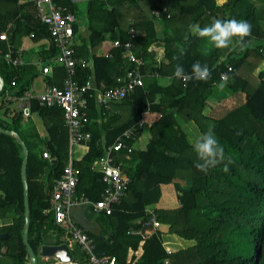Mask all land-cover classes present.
Segmentation results:
<instances>
[{"label":"trees","instance_id":"obj_1","mask_svg":"<svg viewBox=\"0 0 264 264\" xmlns=\"http://www.w3.org/2000/svg\"><path fill=\"white\" fill-rule=\"evenodd\" d=\"M1 1L6 7L0 18L13 24L10 34L13 51L23 36L32 34L34 40L50 41L49 47L40 52L44 59L58 52L47 26L37 17L34 2L24 5L19 0ZM55 4L79 16L80 8L74 1L55 0ZM155 9L161 13L158 18L152 14ZM85 17L86 36L77 33L76 21L73 25L74 55L79 61L91 60L92 67L77 65L79 82L93 76L101 90L123 83L127 70L133 67L123 50L111 48L112 57L97 51L106 38L128 40L131 26L137 32L134 49L146 63L141 67L143 85L124 99L111 103L119 111L98 105L92 90L85 95L88 105L83 113L89 121L84 129L90 131L91 139L78 145L84 148L83 152L75 154L74 148L72 153L79 170L76 196L100 199L106 185L97 167L107 145L126 129L136 126L143 112L160 114L157 120L144 124L127 140L130 151L122 149L114 154L130 182L126 195L113 205L111 214L89 210L94 214L90 219L99 230H85L93 239L96 251L114 255L117 264H165L163 260L167 256L168 264H264V0H224L222 3L217 0H87ZM232 18L252 25L251 37L246 38L250 42L244 50L232 53L218 50L207 39L189 33V25L205 27L217 19ZM159 20L162 35L156 27ZM186 33H189L188 40L184 39ZM254 40L260 43H252ZM7 46L0 40L3 80L0 97L5 89L10 90L12 80L19 85L23 71L22 66L4 61ZM180 47L186 50V55L177 61ZM197 61L207 64L212 72L207 83L190 80L185 84L174 77L178 62L190 74L192 64ZM222 74L229 78L228 92L242 93L244 99L218 118L207 116L203 109L213 87L221 83ZM165 77L171 78L167 85L159 82ZM25 85L21 84L15 92L25 91ZM0 102L1 111L6 104ZM7 110L3 112L6 114ZM32 110L43 121L44 137L38 136L32 122L27 126L21 122L20 111H13L11 124L0 117V128L17 133L28 149L25 170L30 220L28 242L38 257L41 245L67 243L63 238L64 229L54 223L50 195L68 162L70 150L62 110L40 107L35 101H32ZM179 120L193 121L202 133L212 129L224 148L225 161L207 174L197 170L196 154ZM28 130L34 133L27 134ZM42 142L53 156L52 162L42 157ZM23 157L18 139L0 131V218L8 214L12 218L11 224L0 227V234L7 235L0 238V258L9 259L0 264L29 262L22 239ZM224 164L228 165V172L223 171ZM170 183L176 187L178 207L154 208L159 227L150 237L130 233L131 229L145 228L146 209L159 201L161 185ZM72 253L75 259L84 258L76 247Z\"/></svg>","mask_w":264,"mask_h":264},{"label":"built area","instance_id":"obj_2","mask_svg":"<svg viewBox=\"0 0 264 264\" xmlns=\"http://www.w3.org/2000/svg\"><path fill=\"white\" fill-rule=\"evenodd\" d=\"M34 4L39 21L47 26L51 40L58 50L54 56L48 59L40 58L41 73L49 75L50 66L54 64L62 66L65 69L66 76L62 86L47 85L42 92L37 94L31 89H27L20 94L5 89L0 101H4L6 105L0 111V114L6 119H10L14 107H11L8 102L16 103L23 117L31 115L32 101L37 102L40 107H57L62 110L63 122L69 133L70 155L60 178L56 180L51 192L50 209L54 215V223L64 229L63 238L66 240L71 253L73 244L84 254V258L82 260L75 259L73 253L70 261H60L56 257L50 258L53 259V264H117V259L114 255L96 251L93 239L83 226L75 223L72 212L75 208H87L97 213L103 212L107 215L112 213L113 205L126 195L130 182L122 166L117 164L114 154L122 149L131 150V147L127 145V140L138 133V129L143 127L145 121L142 118L136 126L123 131L105 148L97 170L101 173V181L106 185V188L98 200L94 201L83 195L76 196L79 170L74 165L72 153L76 146L86 144L91 139L90 131L84 129L89 118L83 113V110L88 105L85 96L88 91L92 90L94 92L95 101L98 105L112 111L111 103L124 99L137 86L143 85L141 67L145 65L146 61L134 49L133 40L137 32L131 26L128 30V40H112V48H121L124 57L129 63L133 64V67L127 70L122 84L101 90L95 85L93 76H89L83 82H79L76 78L77 65L80 64L82 67H87L91 63L88 60L79 61L74 55L75 33L73 25L76 21L75 15L64 7L56 5L55 0H34ZM152 14L157 18L161 15L160 11L156 9L152 10ZM0 40H7L6 33H0ZM104 55L112 57L111 52H106ZM3 59L8 64L19 65L21 63V52L20 50L13 51L9 45L7 51L3 53ZM10 87H18L15 80L11 81ZM6 108L8 110L5 114L3 111ZM42 157L50 162L54 159L48 150L42 152ZM146 215L147 220L143 223L145 228L131 229L130 233L148 238L156 232L159 223L154 209L148 207ZM167 254L170 255L171 250L168 249ZM169 261L168 256L163 260L165 264H168Z\"/></svg>","mask_w":264,"mask_h":264},{"label":"crops","instance_id":"obj_3","mask_svg":"<svg viewBox=\"0 0 264 264\" xmlns=\"http://www.w3.org/2000/svg\"><path fill=\"white\" fill-rule=\"evenodd\" d=\"M33 2H34V0H19V3H24V5L32 4ZM4 7H6L5 4L0 0V13L5 11ZM26 9H24V11H26ZM81 22H83V21H81ZM83 24L85 25V23H82V25L78 26L77 33L82 35V36H86L88 34V31L84 27ZM12 27H13V24L10 20H6L5 18H0V33H6L7 40H4V43H6L8 46L9 45L11 46L10 34H11ZM74 41H75V39H74ZM49 44H50V41L48 39H45V38H43L41 40H34V39H32V36H30V35H26V36H23L21 38L20 44L16 48V50H20V52H21V63L19 64V66L23 67V71L20 75V83H19L18 87H20L21 84L26 83V85L24 86L26 88V90L31 89L35 94H37V93L42 92L47 85L62 86L64 79H65V76H66V73H65L64 69L62 68V66L52 64L50 66L49 75H43L41 73V70H40V68H41L40 58L43 57L40 52L43 49L48 48ZM11 48L13 49V46H11ZM111 48H112V40L106 38L101 43V45L97 51V54H99V53L105 54L106 52H109ZM89 56H90V53H89ZM88 61L90 63H92L91 60H88ZM89 67L91 68L92 64ZM170 80H171L170 77H165V78H161L159 80V82L163 85H167V84H169ZM17 88L10 87V91H16L15 89H17ZM219 93H220L219 91L216 93L212 92V94L208 97L207 102H206V106L203 109V114H205L207 116L218 118L219 116L222 115L223 112H225V109L221 106L222 105L226 106L225 105L226 100L222 99L221 98L222 94L219 95ZM234 94H232V96ZM10 105H11V107H14L15 111H19L18 107H17L18 105L16 103L12 102V103H10ZM111 109H112V111H116V112L119 111L118 109L114 108V106H112ZM219 111H221V113H218ZM210 113H214V114L212 115ZM215 113H218V114H215ZM159 116H160V114L157 112L146 111V112L142 113V118L144 119L145 124H149V123L157 120L159 118ZM0 117L4 118L1 114H0ZM6 120L10 124L12 123L10 119H6ZM21 122L26 126L30 122H32L38 136L44 137L45 127H44L43 121H42L41 117L39 116L38 112H35L32 110L31 115L29 117H23ZM179 123H180L181 127L186 131L189 142L191 144H193V142L198 138V136L202 132L200 131L198 126L193 121L184 122V121L179 120ZM32 133H34V130H28V132H27V134H32ZM68 144H69V142H68ZM41 145H42V147H41L42 151H45V150L49 151V149L44 145L43 142L41 143ZM68 150H69V145H68ZM69 155H70V153H69ZM68 159H69V157H68ZM170 184H172V183H170ZM170 184L161 185V197H160L159 201L162 200V205L165 207H170L167 205H170V203L173 202V196H172L173 193L171 191H169V192L165 191L169 188ZM172 188L176 191V187L174 184H173ZM175 197L177 198V191L175 192ZM159 201L156 204L150 206L149 208H153V207L155 208V206L159 203ZM82 210H83V213L81 212ZM86 210H87V208H75L73 210L72 216H73L75 223L83 226L82 224L78 223V220H83V217H85L87 219V223L89 225V228H86V229H91L93 231L99 230V226L93 220L90 219ZM11 223H12V218H11L10 214H8L7 217H5V218H0V227L5 226V225H9ZM1 234H4V233H1ZM39 250H40V248H39ZM39 250H38V254H39ZM40 257L42 260L51 259L50 257H48V258L42 257L41 255H40Z\"/></svg>","mask_w":264,"mask_h":264},{"label":"clouds","instance_id":"obj_4","mask_svg":"<svg viewBox=\"0 0 264 264\" xmlns=\"http://www.w3.org/2000/svg\"><path fill=\"white\" fill-rule=\"evenodd\" d=\"M189 33L197 38L207 39L208 43L215 49L227 50V52L232 53L238 49L244 50L248 46L250 41H247L246 38L251 37L252 25L246 20L235 18L217 19L205 27H201L199 24L189 25ZM189 33L185 34V40L189 39ZM184 55H186V50L180 47L179 55L175 59L180 61ZM173 75L176 79L183 80L185 84L190 80L207 83L212 78L209 66L207 64L202 65L199 61L192 64L190 74L186 73L183 64L178 62L175 65ZM228 82L229 78L222 75L219 88H225ZM192 147L197 157L194 167L205 174L225 161L224 148L212 129L201 133L193 142ZM223 171H229L227 164H224Z\"/></svg>","mask_w":264,"mask_h":264},{"label":"water","instance_id":"obj_5","mask_svg":"<svg viewBox=\"0 0 264 264\" xmlns=\"http://www.w3.org/2000/svg\"><path fill=\"white\" fill-rule=\"evenodd\" d=\"M2 86H3V81L0 77V88ZM0 131L5 132L6 134L14 135L18 139V141L20 142L22 149H23L24 157H23V162H22V166H21V180L23 183V192H24V197H23V201H24V227L22 230V239H23V242L26 246L29 264H39L37 261V256L34 253L31 245L28 242V230H29L30 220H29V206H28V184H27L26 173H25L26 164H27L28 149L17 133L10 131V130L2 129V128H0ZM81 212L83 213V210ZM78 223L82 224L83 227H85V228H89V225L87 223V219L85 217H83V220H78ZM6 236H7L6 234H0V238H6ZM39 254L42 257H47V258L48 257H56L60 261H70L72 259L71 250L66 243H61L59 245H51V244L41 245L40 250H39Z\"/></svg>","mask_w":264,"mask_h":264},{"label":"rangeland","instance_id":"obj_6","mask_svg":"<svg viewBox=\"0 0 264 264\" xmlns=\"http://www.w3.org/2000/svg\"><path fill=\"white\" fill-rule=\"evenodd\" d=\"M74 1L80 8V12H79V16L76 17V22L78 23V25H82V23H85L84 27L86 28V17H85V10H86V1L87 0H72ZM224 0H217L218 3H222ZM253 1H261V0H253ZM83 21V22H81ZM156 27H157V30H158V33L159 35H162V22L159 20V21H156ZM252 43H260L259 41H252ZM219 84H216L214 87H213V92L216 93V92H220V94H222L221 98L226 100L225 102V105L226 106H221L225 109V111H228L229 109H231L232 107H234L235 105H238L240 102H242V100L244 99V94L242 93H236L232 96L231 93L228 92V88L227 86L223 89H220L219 88ZM218 113H221V111H219ZM218 113H215V114H218ZM210 114H214V113H210ZM144 137V135H143ZM84 148L83 147H75V154H79V152H83ZM78 152V153H77ZM185 185V184H183ZM173 186V183L170 184L169 188L167 190H165L166 192H169L171 191L173 194V202L170 203V205H167V206H170L171 208H175V207H178L179 203H178V200L177 198L175 197V190L172 188ZM156 208H163V209H166V208H170V207H165L162 205V200L159 201V203L155 206ZM154 209V207H153ZM87 214L89 215V217L93 218L94 217V214H91L89 212V210L87 209L86 210ZM212 215H215V213H212ZM75 246L72 244V248H74ZM7 261H9V259L7 257H1L0 258V263H6ZM37 261L39 264H53V259H48V260H42L40 255L38 254V257H37ZM29 263V262H28Z\"/></svg>","mask_w":264,"mask_h":264}]
</instances>
